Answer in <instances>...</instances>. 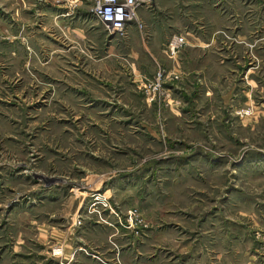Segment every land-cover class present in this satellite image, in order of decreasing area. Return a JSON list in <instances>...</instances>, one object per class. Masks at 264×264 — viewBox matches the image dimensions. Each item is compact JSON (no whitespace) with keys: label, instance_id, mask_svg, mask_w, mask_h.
Wrapping results in <instances>:
<instances>
[{"label":"rangeland","instance_id":"rangeland-1","mask_svg":"<svg viewBox=\"0 0 264 264\" xmlns=\"http://www.w3.org/2000/svg\"><path fill=\"white\" fill-rule=\"evenodd\" d=\"M93 5L0 0V264H264V0H153L123 36ZM26 214L71 255L17 248Z\"/></svg>","mask_w":264,"mask_h":264},{"label":"built area","instance_id":"built-area-1","mask_svg":"<svg viewBox=\"0 0 264 264\" xmlns=\"http://www.w3.org/2000/svg\"><path fill=\"white\" fill-rule=\"evenodd\" d=\"M153 0H94L91 9L93 17L98 23L103 25L109 33L123 36L126 27L133 22L137 12L152 4ZM186 45L184 37L174 35L169 39L163 48V54L169 59H175L181 49ZM161 74L158 73L155 81L160 82ZM245 116L248 112L244 113ZM79 224L78 221H75ZM54 256H61V249L52 250Z\"/></svg>","mask_w":264,"mask_h":264},{"label":"crops","instance_id":"crops-1","mask_svg":"<svg viewBox=\"0 0 264 264\" xmlns=\"http://www.w3.org/2000/svg\"><path fill=\"white\" fill-rule=\"evenodd\" d=\"M74 31H80L82 34V30L79 28L74 27ZM81 36V35H80ZM106 42V37L104 36V41ZM57 207L58 203H54ZM83 203L81 200L77 201V209H80ZM99 203L93 204L92 207H96ZM243 217L246 218L247 222L249 223V231L242 230L243 233L245 232H257L264 236V213H258L256 211H249L247 214L240 213ZM75 220V219H74ZM19 227V225L17 226ZM79 237V236H77ZM73 238L72 232L67 230L63 231L58 228H54L53 226L49 225L48 222L42 221L37 224L33 221V218H29L26 214L25 217V228L22 230L17 228L16 233V244L17 248L20 249L21 246H27L29 243H34L36 245L45 246L44 249H49V245H64V251L62 250V256H70L73 249L72 244L74 241L80 242V238ZM264 242V241H263ZM57 248V247H56ZM248 248V247H247ZM45 251V250H44ZM60 258V259H61ZM243 258H247L248 262L246 264H254L253 258L250 256H246ZM257 264V263H256ZM261 264V263H260Z\"/></svg>","mask_w":264,"mask_h":264}]
</instances>
